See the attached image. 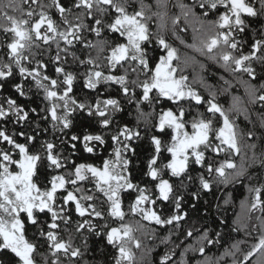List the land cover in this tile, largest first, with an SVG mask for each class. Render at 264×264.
I'll return each instance as SVG.
<instances>
[{"label":"snow or ice","instance_id":"obj_1","mask_svg":"<svg viewBox=\"0 0 264 264\" xmlns=\"http://www.w3.org/2000/svg\"><path fill=\"white\" fill-rule=\"evenodd\" d=\"M27 4L29 0H22ZM38 0H31V3L36 4ZM132 0H74L73 7L82 9L80 15L76 16L78 23H72L67 19L66 13L71 12V8H65L60 0H52L49 7H54L60 14V19L66 28L61 30L57 22L44 10V5H41V10L36 13L33 10L24 11L21 7L20 0H0V21H3V31L11 33V42L7 44V55L9 62L0 64V79H6L13 75V72L18 70L20 77H31L35 87L42 90L44 99L49 101L50 106L43 109L47 112L53 122V127L62 125L63 128H68L70 121L69 105H74L80 109H84V103H78L74 98L70 97L73 88L74 76L70 72H65L63 67H56V73L63 75V80L52 79L51 77L41 73L40 69L46 68L47 65L43 61H36V67H26L23 61H28L30 57L26 55L31 52L33 47H39V42L44 44L55 43L57 47V55L55 61L60 60V52L68 53V48L74 42L82 40V31L87 29L96 34L101 35L103 30L111 33H118L126 39V43H117L115 47L109 49V54L105 57L106 66L109 69V74H105L101 65L89 58L87 63L92 66L85 74L84 87L88 89H96L97 85L103 83H115L121 86L125 96L129 95L130 88L128 86V70L125 69L122 75L111 74L112 69L118 66L123 67L127 63L131 67V71L137 73V79L131 81L133 86H138L142 89L140 101H150V93L155 90L157 103L160 98H166L174 104H179L183 101H188L191 107V102L196 105L202 103V97L198 92L189 85L188 78L184 75L177 76L178 72H182L178 66H174L173 61L179 60L177 50L170 46L163 35L156 37L157 44L166 52V55H161L155 67H151L147 59V52L143 46L145 43H150L152 33L149 30L147 21L151 16L146 15L145 9L149 8L144 4L143 0H139V10L129 12ZM167 5V0H156L158 8H164ZM183 11L185 20L187 21L190 15L195 16L192 9L184 4L179 5ZM199 7L205 9L203 15L207 16L210 11H215L218 7H222L224 11H220L218 18L215 21H209L208 25L212 30L205 28L201 21V27L195 29L196 32H203L204 35L200 38L199 44L195 42L189 47L194 48L202 55H207L209 59L222 61L223 65L229 71L244 72L255 78L254 70L251 66L253 60L264 63V56L258 55L264 48V39H257L251 44L249 53L244 54L241 48V41L236 39V36L245 31V20L242 14L248 17L258 15L257 11L251 6L247 0H200ZM261 10L264 11V0H261ZM13 13V14H10ZM20 13L17 17L14 13ZM161 21L165 13H152ZM38 16V18H37ZM92 20V24H86L84 17ZM112 16L110 22L105 23L104 17ZM179 17L173 18L172 23L175 24ZM199 19V18H198ZM162 28L163 25L161 24ZM196 37H194L195 41ZM63 41L65 47L61 48L60 44ZM107 41H98L96 44L87 42L85 47L98 48L100 52L105 51L104 45ZM85 63V61H81ZM15 64V69L12 65ZM139 75L146 77L143 81L139 80ZM63 85V91L57 89ZM21 96L24 95L21 84L14 85ZM264 88V85L261 86ZM259 92V94H257ZM251 102L257 101L264 103V91L256 89L254 86L250 88ZM140 101H137L139 108ZM62 102V103H61ZM8 108L5 109L0 105V118L6 117L9 113H15L17 122L27 120L28 113L17 105L13 99H7ZM206 113L197 112L192 116L191 120H185L186 111L183 107L173 111L169 108L161 110L156 128L163 132L166 128L171 129V142L167 147V152L170 153L171 159L163 164L161 168H156L157 156H153L148 161V171L146 175L151 177L153 181H158L155 184V190L158 193L156 198H152L151 193L146 187H140L134 184L130 179V174L127 173L129 161L123 158L121 148L117 147L114 150L115 159H105L103 166L99 167L91 163H74L73 166L64 174L52 175L48 184L50 187H45L43 190L35 182V177L38 172L39 164L43 161L48 169H62L67 166L66 158L62 162L59 154L55 153L56 145L52 142H44L40 149L35 152L30 151V144L34 142L35 137L25 135L21 132L20 135L25 137L28 143H19L13 136L7 134L3 129H0V141L6 142L11 147V151L0 148V250L7 249L14 253L18 258L19 264H36L34 254L37 247L30 242L25 235V223L37 225L38 220L34 213L50 214V222H46L47 231L43 227L39 229V235L46 238L48 249L52 257L51 264H61L58 254L63 253L65 256L80 257L82 255L79 248L72 247L71 238L68 241L61 239L59 235V223L63 220L65 224L69 223V217L66 214V206L69 203L75 205V212L79 217L94 216L102 217V212L96 210L94 197L92 195L82 194L77 196L75 193L83 192L77 185L79 182H84L91 179L95 183V189L103 193L106 197V202L109 204L108 213L112 218L123 221L125 212L122 208L121 194L123 192L133 191L137 195L130 203V211L132 214H138L142 220L154 222L157 225H172L174 222L179 223L184 219L186 213L181 214L178 210L181 207V198L175 199V214L162 217L155 210V204L158 200L169 201L173 192V187L168 179L162 178V173L165 169L169 170L171 176L178 177L185 173L189 166L190 158L196 165L204 166L207 160L206 171L209 177L215 174V179L219 183H228L230 180H238L246 173V167L243 162L237 168L235 162L231 159L233 154H239L241 151L239 143V135L236 130L234 119H231L228 112H225L221 106L214 102L213 98L207 101ZM88 114L96 115L100 118L101 127L110 125L109 109L119 111V101L108 98L100 100L97 98L95 105H89ZM94 108V111H93ZM58 110L63 112V115L58 114ZM234 110L239 112L238 106H234ZM32 111H35L33 109ZM22 113V114H21ZM219 115V126L214 125V118ZM141 115H144L141 112ZM47 118V117H46ZM264 124V120H262ZM190 126V131L188 130ZM249 137L251 132L247 134ZM124 141H129L139 137V132L133 133L127 126L119 129L116 135L112 136L114 143L119 144L120 138ZM72 141H79L80 137L73 135ZM98 141L104 143L101 135H84V151L91 153L93 148L89 146L90 142ZM151 143L155 146L157 154L161 151L162 142L156 137H151ZM73 144L72 148L75 149ZM254 148L255 145H250ZM128 144H123V149L127 150ZM41 151L45 155L41 156ZM210 151L216 156L221 153L228 154V158L215 163L206 157V152ZM18 157V158H17ZM255 160V157H253ZM264 164V161H261ZM228 170H232L229 172ZM200 185L203 189L211 187V181L203 175L199 177ZM67 185H71L74 190H68ZM262 187H250L251 204L248 208L249 212L260 210L264 212V201L261 200ZM59 190L66 191V195L62 197V203L58 206L57 193ZM195 195V194H194ZM26 217V221H25ZM259 219V217L257 218ZM105 227H107L105 225ZM264 227V224H262ZM87 228L89 231H94L95 224H92L87 218L76 226V231L80 232ZM133 227L128 224H123L119 227H111L108 229L106 238L109 244L117 247L118 256L116 264H134L133 254L128 247V242H135L139 247V241H135L133 237ZM99 235V233H97ZM192 236L191 230L187 233ZM219 235V233H217ZM212 244L214 241L208 237L205 231L197 238V243L200 245L196 248L189 245L185 252L199 251L205 252L204 243ZM240 244H233L232 249L226 251V255L232 256V264H245L254 254L257 259L253 264H264V232H262L258 240L251 245L250 250L242 253V259L237 258V253H240ZM183 257V253L181 254ZM222 259V257L220 258ZM43 264H49L48 257L42 254ZM169 254L161 257L160 264H166L170 261ZM183 264V259L181 260ZM205 264H219V260L205 261Z\"/></svg>","mask_w":264,"mask_h":264},{"label":"flooded vegetation","instance_id":"obj_2","mask_svg":"<svg viewBox=\"0 0 264 264\" xmlns=\"http://www.w3.org/2000/svg\"><path fill=\"white\" fill-rule=\"evenodd\" d=\"M180 1L184 5L191 7L192 12L195 13V16L198 17V24L199 26L195 29H199L201 27V21L203 22L204 26L208 30H212L210 26L208 25L209 21H215L218 18L219 12L224 11L222 7H218L215 11H210L207 16H204L203 13L205 9H201L199 7L200 0H167V5L164 8H158L156 6V0H143L144 4L148 5L149 8L145 9L146 15L151 16V19L147 21L149 30L153 34L151 38L150 43H145L143 46L146 49V52L148 54V51L151 50L150 56L147 55V59L149 60V64L151 67H155L156 62H158L159 57L161 55H166V52L157 44L156 37L158 35H163L166 42L172 46L173 48L177 49L179 47V44L174 41V39L171 37V31L169 28V24L172 22L170 19L172 18V14L175 11V2ZM247 2L255 8L258 15L255 17H248L246 15L242 14V18L245 20V31L243 33H240L236 36L237 40L241 41V48L243 50L244 54H247L251 50V44L257 40V39H264V11L261 10V0H247ZM52 0H38L36 4L31 3V0L27 4H24L22 0H20V4L22 9L26 12L28 10H33L36 13H39L41 10V5H44V10L52 16V18L57 22L58 27L63 30L66 28V25L63 24L62 20L60 19V14L56 11L54 7H49L51 5ZM60 3L63 4L65 8H71V12H67L66 16L67 19L72 23H78V21L75 19L77 15H80L83 11L82 9H77L73 7L74 0H60ZM139 10V0H132V3L130 7L128 8L129 12ZM156 12H163L165 13L163 20L161 21L158 19L157 16H153L152 13ZM10 14H13L10 12ZM17 17L20 16V13H14ZM192 15H190L188 18H190ZM38 18V16H37ZM112 16H106L104 17L105 23L110 22L112 19ZM84 22L86 24H92L93 21L89 20L86 16L84 17ZM163 25L161 28L160 25ZM3 21H0V64L9 62V58L7 55V44L11 42L12 34L11 33H5L2 28ZM198 33V32H197ZM198 34L201 35V38L203 37L204 33L199 32ZM82 39L85 41H78L74 42V44L70 47L71 50H68L71 52L65 53L60 52V60L57 62L55 61V57L57 55V47L55 43L50 44H44L42 41L39 42V47H33L31 52H27L26 55L30 57L28 61H23L24 65L26 67L34 68L36 67V61H43L47 65L46 68L40 69L41 73L44 75H47L51 77L52 79H58L60 81L63 80L62 74H57L55 69L56 67H63L65 72L73 71L74 81H73V88L72 92L69 94L70 97L74 98L78 103H84L86 107L84 109H80L79 107H76L74 105H69L70 108V114L68 115V120L70 121V124L72 123V119L74 115H77L79 113H82L88 117L91 118V128L87 129L84 134H80V140L79 141H72L71 147L73 144L76 145L75 149L72 148L71 153L64 154L65 149V140L63 139L65 135L63 133H59L58 137L56 138V154H59L62 158V162H64V159L66 158L67 166L56 170V169H48L46 167L45 162H41L38 167V172L35 179V182H37L38 186L43 190L48 184H45L42 182L43 178L50 180L52 175L57 174H64L70 168L73 166L74 163H91L93 165L102 167L103 161L105 159L114 160L115 154L114 150L117 147L121 148V152L124 159H127L129 161L127 173L132 176L133 168L130 167V163L134 160H138L139 156L141 155V149L139 148V144L142 141L143 131H149L148 133V140L150 142L151 152L147 155V160L149 161L153 156H157V163L155 165L156 168H161V166L168 162V160L171 159L170 153L167 152V147L171 142V129H165L163 132L159 131L156 128V124L158 123V117L161 112V110L166 109H173V111H177L178 108L183 107L186 111L185 120H191L192 116H194L197 112L205 113L207 118L208 114L206 113L207 109V101L210 98L214 99V102L217 103L219 106L225 110V112H228L231 119H234V123L236 125V130L239 135V143L241 147V151L239 154H233L231 156V159L235 162L237 165V168L240 167V163L243 161H247L246 167V173L244 176L251 177V178H264V166L261 163V161H257L256 164L254 163L253 157L257 154V151L260 148H264V124H262V120H264V103H261L259 101L253 103L251 102L252 98L250 96V88L254 86L256 89H259L260 91H264V88H261L262 85H264V63H261L260 61L253 60L251 62V66L254 70L255 78L249 76L247 73L244 72H236L233 73L226 69L223 65V62L215 61L212 59H209L207 55H199L201 64H202V86L196 87L195 83L192 81L193 76L191 75L190 71L188 70V66L184 63V65L187 66L186 70H183V66L181 63H179V60H174L173 64L174 66H178L180 69H182V72H178L177 76L184 75L188 78V83L191 87H193L198 94L202 97V103L200 105H196L195 102H191V107L189 106L188 101H183L179 104H174L172 101L167 100L166 98H160L159 102L157 103L155 97L157 96V93L155 90H153L152 93H150V97L152 99L150 101H140V97L142 96V89L138 86H133L131 84V81L134 79H137V73H134L131 71V67L125 63L123 67L118 66L116 69L111 70V74L113 75H122L125 72V69L128 70V81H129V88L130 93L129 95L125 96L122 92L121 86L115 83H99L96 87V89H88L84 87L85 83V74L92 69V66L87 63V60L89 58L96 61V63L101 65L100 69L105 72V74H109V69L107 68L106 59L105 57L109 54V49L111 47H115L117 43H126V39L121 37L118 33H111L107 31L106 29L101 32V35L99 37L96 36L95 33L84 29L81 33ZM98 41H107L108 43L104 45L105 51L100 52L98 48L94 47H85V44L87 42H91L93 44H96ZM63 41H61L60 47L63 48L64 46ZM73 53V54H72ZM258 55L264 56V48L261 49V51L258 53ZM81 61H85V63H81ZM210 64L214 68V74L207 73V64ZM13 69H15V64L12 65ZM68 67H70L69 70ZM18 71V70H16ZM146 77L143 75H139V80L143 81ZM215 80L216 82L220 83L219 90L216 93V96L213 97L209 92H207V82ZM7 83L6 90L3 88V83ZM21 84L23 87L24 95L21 96L20 93L16 90L14 85ZM32 87V89H30ZM63 85H61L57 90L62 92L63 91ZM259 94V92L257 93ZM2 95L7 96V99H13L16 101L17 105L22 107L24 111L28 113L27 120L19 121L17 122V116L15 113H9L8 116L5 118V129H7V134L10 136H13L14 139L17 140L19 143H28L25 140L24 136H21L20 133L23 132L25 135H30L35 137L34 142L30 144V151L35 152V150H32L31 147L41 145L47 141L46 139V130L47 127L51 125L52 120L51 118L49 121L44 118V116L47 114L43 109L50 106L49 101L44 99V93L42 90H38L31 77L22 78L19 74H16L15 71L13 72V75L6 79H0V105L5 107L7 103H3L1 101ZM6 98V97H5ZM99 98L100 100L112 98L119 101L120 110L119 111H113L112 109H109V118L110 119V125L106 128L101 127L100 125V118L96 115H89L88 114V107L89 105L94 106L95 102ZM6 99V101H7ZM137 101H140L139 108L137 107ZM62 103V102H61ZM234 106H238L240 111L237 112L234 110ZM8 108V105L5 109ZM35 109V111H32ZM94 111V108H93ZM141 112L144 115H141ZM22 114V113H21ZM59 115H63V112L61 110H58ZM2 120V118H0ZM39 123V128L41 130V133H36V135L31 134V123L35 122ZM97 122V126L100 128L95 129V125ZM220 119L219 115L217 114L214 118V125L219 126ZM3 124H0V129H3ZM70 126V125H69ZM127 126L128 129H130L133 133L139 132L138 138H133L129 141H124L123 137L120 138V143H114L112 140V136L116 135L119 131V129ZM36 127V125H35ZM34 126L33 128L36 129ZM60 129L62 128V125L58 126ZM4 130V129H3ZM190 131V126L188 128ZM251 132L252 135L249 137L247 134ZM75 134V132H74ZM84 135H101L104 143L100 144L98 141H93L89 143V146L93 148V151L91 153L84 151V142H83V136ZM156 136L158 137L161 142V151L159 154L155 151V146L151 143V137ZM53 143V142H52ZM127 143L128 148L127 150L123 149V144ZM54 144V143H53ZM79 145V148L77 149ZM138 146L137 148V155L135 154V146ZM250 145H255L254 148L250 147ZM40 149V148H39ZM8 151H11V147L8 145ZM82 152V153H79ZM264 152V149H263ZM41 156L45 155L43 151H41ZM206 157L208 159H211L214 164L218 163L221 160L227 159L228 154L221 153L219 156H216L214 153L207 151ZM18 158V157H17ZM162 161V164L158 165L159 161ZM256 160V157H255ZM264 161V156H263ZM253 162V165H252ZM250 163V164H249ZM207 160L204 164V166L196 165L193 160L190 158L188 169L185 173L181 174L178 177L171 176V173L169 170L165 169L162 173L163 179H168L173 187V192L171 194V198L169 201H163L158 200L155 204V210L160 214L161 210L166 205H169L172 210H175L174 204L176 196L174 195L176 193V186L175 181L181 177H194L198 176L200 177L203 175L206 179L215 177V174H213L212 177H209L207 171ZM148 171V167L142 172L137 171L134 173L135 178L137 179L136 182H133L134 184L139 185L140 187H146L149 192L152 195V198H156L158 193L155 190V184L158 183V181H153L151 177L146 175ZM229 172H232V170H228ZM42 173L44 177L42 176ZM258 174V175H257ZM242 176V177H244ZM144 177L148 180V182H151V185L149 183H143ZM79 188L83 190V192H77L75 193L77 196H80L82 194L92 195L94 197L92 203L96 205V203L99 204L100 207L107 208L106 213L101 217V225L102 228L100 229V233H102L100 236L103 238L104 242L107 245H111L108 243L106 234L109 228L111 227H119L121 223L131 225L130 223H126L127 217H134L138 220H141V222L145 224H152L154 226H157L154 222H148L145 220H142L141 216L138 214H132L130 211V203L135 199V196L137 195L136 192L128 191L123 192L121 194L122 199V208L125 212V216L123 221H120L119 219L112 218L108 213V207L109 204L106 202V197H104L103 193L99 192L95 189V183L91 179L86 180L84 182H79L77 185ZM50 187V184L47 186ZM252 187H261V186H253ZM68 190H74L71 185H67ZM203 191H207V189L201 188ZM262 191L264 193V187H262ZM261 191V192H262ZM66 195V191L59 190L57 193L58 199L56 201L57 205L59 206L62 203V197ZM252 196V195H251ZM264 200V198H263ZM191 206V205H190ZM181 209V207H180ZM180 209L178 211H180ZM47 212L39 213L36 212L34 215L36 216L37 220L38 218L41 227L45 230L46 227V217ZM66 214L70 218L69 221H73L74 225L80 222L82 217H79L75 212V205L73 203H69V205L66 206ZM76 215V217H75ZM74 218H77L74 220ZM87 219L91 221L92 224H95L96 217L94 216H87ZM100 220V218L98 219ZM26 221V217H25ZM63 222V220H62ZM29 225L27 221L25 223V232L28 230ZM105 225L107 227H105ZM133 227V226H132ZM135 230V228L133 227ZM44 237H41V242L43 243V246L45 244ZM84 239V238H83ZM135 239V238H134ZM136 241V239H135ZM118 254L117 247L113 246ZM128 247L130 250L134 247H136L135 242L129 241ZM7 250V249H5ZM8 253L10 255H13L10 250H8ZM59 255H62L63 257H71L70 255L65 256L63 253H60ZM255 255V254H254ZM253 255V256H254ZM74 259L78 257H72ZM251 258V257H250ZM249 258V259H250Z\"/></svg>","mask_w":264,"mask_h":264},{"label":"trees","instance_id":"obj_3","mask_svg":"<svg viewBox=\"0 0 264 264\" xmlns=\"http://www.w3.org/2000/svg\"><path fill=\"white\" fill-rule=\"evenodd\" d=\"M182 2L176 1L172 18L179 17L178 21L173 24H169L171 31V37L179 47L176 49L179 56V63L188 66V70L193 76L192 81L196 87H201L202 76V64L200 60L201 53L197 52L194 48L189 47L194 42L199 44L201 35L195 31V28L199 26L198 17L191 16L185 20L183 11L180 8ZM183 4V3H182ZM194 37H196L194 41ZM70 67H68L69 69ZM70 70V69H69ZM71 71V70H70ZM207 73L214 74V68L209 63L207 64ZM73 73V71H71ZM220 83L214 81L207 82V88L210 94L215 97L219 90ZM6 97V98H5ZM7 96L2 95L1 101L6 102ZM5 105L4 108H6ZM5 117L0 120V124H5ZM72 123L68 128L53 127V123L47 127L46 139L47 142H53L59 133H63L65 137V149L64 154L71 153L72 147L70 140L73 135L79 136L84 134L87 129L91 128V118L79 113L73 116ZM95 129L100 131L95 122ZM36 125V127H35ZM33 126L36 128L34 129ZM6 132L5 126L3 128ZM31 134L41 133L39 123H31ZM75 132V134H74ZM148 133L150 130L143 131L142 141L139 144L141 149V155L138 160H134L130 163V167L133 168L132 176L130 179L132 182H136L134 173L144 171L148 167L147 155L151 152L150 142L148 140ZM135 146V154L137 155V148ZM0 148L8 150L6 142L0 141ZM40 145L31 147L32 150H38ZM79 148V145L77 149ZM55 153L56 149H55ZM82 153V152H79ZM162 164L160 160L158 165ZM245 166V162H243ZM42 176L44 177L43 173ZM211 181V187L207 191L201 190L202 186L199 182L198 176L181 177L175 181L176 197L181 198L180 213H186V216L178 224L172 225H157L145 224L134 217H127L126 223H130L135 228L133 231V237L136 241H139V247H133L131 252L134 257V264H160L161 257L166 253L170 255L171 260L166 264H205V261L219 260V264H232L233 257L226 255V251L232 249L233 244H240L241 252L237 253V258L242 259V253H246L250 250L252 244H254L259 235L264 232V214L260 210L249 212L248 208L251 204V198L249 199L248 192L249 186H264V178H251L240 177L238 180H230L228 183H219L215 177L208 178ZM143 183H149L144 177ZM43 183L47 184L48 179L43 178ZM250 183V184H249ZM49 184L45 185L48 186ZM195 194V195H194ZM264 198L263 191L261 192V200ZM170 205V204H169ZM169 205H166L161 213L162 217L167 218L170 215L175 214L174 210ZM191 205V206H190ZM239 206V208H238ZM96 210L102 212V216L106 213L107 208L100 207L98 203L95 205ZM238 208V210H237ZM237 211V212H236ZM76 217V215H75ZM259 217V219H257ZM87 217L80 220L83 221ZM50 214H46L45 221L50 222ZM77 218H74V220ZM96 217L94 231H89L87 228L82 229L80 232L76 231V225L73 221H69L68 224L58 221L59 235L61 239L68 241L71 238V244L74 248H79L82 255L76 259L72 257H63L58 254L61 264H116V257L118 256L116 249L113 245H107L103 238L100 236V229L102 228L101 220ZM29 225L26 230V238L34 243L37 247V251L34 254L36 264H43L42 254L48 257L49 264H51L52 257L47 241L45 244L41 242V236L39 235V229L41 224ZM79 222V223H80ZM47 224L45 232L47 231ZM191 230L193 235L188 236V231ZM205 231L208 233V237L214 242L212 244L204 243L205 252L200 253L197 251H187L189 245H193L198 248L200 245L197 243V238L200 237ZM99 233V235H97ZM219 233V235H217ZM84 238V239H83ZM184 254L183 257L181 254ZM222 257V259H220ZM67 259V260H66ZM257 259V255L252 256L245 264H253ZM0 264H19L18 258L15 255H10L8 250H0Z\"/></svg>","mask_w":264,"mask_h":264},{"label":"bare ground","instance_id":"obj_4","mask_svg":"<svg viewBox=\"0 0 264 264\" xmlns=\"http://www.w3.org/2000/svg\"><path fill=\"white\" fill-rule=\"evenodd\" d=\"M190 8H191V7H190ZM82 41H85V40L82 39ZM62 46L65 47V45H62ZM64 47H63V48H64ZM68 50H71V48L69 47ZM150 51H151V50L148 51V54H147L148 56H150V53H151ZM68 53L71 54L70 51H68ZM72 54H73V53H72ZM186 69H187V66L184 65V66H183V70H186ZM15 73H16V74H19L18 71H15ZM211 81H214V80H211ZM6 87H7V83L4 82V83H3V88H4L5 90H6ZM30 89H32V87H30ZM206 90H207V92H209V91H208V88H206ZM209 93H210V92H209ZM46 117H47V118H46ZM44 118L47 119V121H49V119H50L51 117H50V115L47 113V114L44 116ZM263 149H264V148H260V149L257 151V154L255 155L256 160H254V163H255V164H256V162L259 161V160H260V161H263V156H264ZM243 162H245V161H243ZM241 163H242V162H241ZM241 163H240V165H241ZM249 164H250V163H249ZM246 165H247V161L245 162V166H246ZM252 165H253V162H252ZM256 165H257V164H256ZM263 166H264V164H263ZM257 175H258V174H257ZM249 184H250V183H249ZM249 188H250V186H249ZM249 188H248V189H249ZM251 195H252V194H251L250 192H248V196H247V197L250 199V198H251ZM238 208H239V206H238ZM238 208H237V210H238ZM236 212H237V211H236ZM263 214H264V212H263ZM66 260H67V259H66ZM66 263H67V262H65V264H66Z\"/></svg>","mask_w":264,"mask_h":264}]
</instances>
